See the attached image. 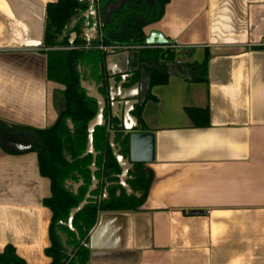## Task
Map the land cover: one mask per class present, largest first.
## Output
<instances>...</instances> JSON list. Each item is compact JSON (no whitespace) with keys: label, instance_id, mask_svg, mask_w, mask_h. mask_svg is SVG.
Returning a JSON list of instances; mask_svg holds the SVG:
<instances>
[{"label":"crops","instance_id":"1","mask_svg":"<svg viewBox=\"0 0 264 264\" xmlns=\"http://www.w3.org/2000/svg\"><path fill=\"white\" fill-rule=\"evenodd\" d=\"M55 1L0 0V118L8 123L45 129L64 107L65 87L48 78L43 52L46 7ZM154 30L178 48L168 82L137 104L146 131L155 133V160L146 164L153 180L137 210L103 212L118 214L98 235L97 215L83 240L87 264H264V0H169L144 28L147 36ZM87 36L95 39L96 30ZM130 52L107 54V73L122 71ZM207 57L206 81L180 74ZM92 65L79 70L96 93ZM142 75L148 78L127 87H138ZM113 79L119 93L121 76ZM132 94L139 98V89ZM11 139L16 147L35 141ZM51 196L38 153L0 145V253L11 246L26 264L51 263Z\"/></svg>","mask_w":264,"mask_h":264},{"label":"trees","instance_id":"2","mask_svg":"<svg viewBox=\"0 0 264 264\" xmlns=\"http://www.w3.org/2000/svg\"><path fill=\"white\" fill-rule=\"evenodd\" d=\"M112 2L115 0H100L99 10L105 13ZM168 2L169 0H126L110 15L102 37L91 40L78 38L74 44L69 43L70 34L73 31L77 33L80 31L83 13L88 9L90 0H57L47 4L43 52L47 56L48 78L65 87L64 107L56 123L45 129L12 124L0 118V145L12 153L26 150L37 152L41 174L51 180L52 196L45 200V205L52 212L51 246L48 249L52 257L50 264H87L89 248L85 243L82 244V241L94 226L98 211H135L146 199L153 173L146 164L136 163L129 172V184L134 191L133 194L128 195L120 186L112 185L107 188V195L101 201L100 207L97 199H92L75 215L73 226L80 233L81 240H78L76 234L64 224L68 221L71 209L84 199L92 181L90 166L93 156L84 153L89 135L88 124L97 113L98 103L82 88L79 65L92 63L96 68L95 72H98L96 93L106 98L107 114L110 113L109 76L105 64L108 51L139 50L138 60L141 69L135 73V78L138 79L141 74L146 75L150 87L167 83L177 61V51L171 45L145 47L144 27L163 16ZM184 66L180 74L189 80L193 82L207 80L208 57L202 63ZM150 97L152 96L148 91L147 98ZM142 108L143 105L136 106L135 116L138 128L141 126L146 131ZM111 125L117 130L116 142L122 146L121 153L124 155V152L129 151L128 139H123L122 128L117 118L111 120ZM16 134L33 136L35 141L31 148L16 147L11 142V136ZM110 134L107 123L97 126L94 131V146L101 152L98 166L104 165V169L99 170L98 174L96 172V176L103 175L105 187L109 182L118 181L117 175L121 173L109 142ZM80 180L83 184L76 194L69 182L78 183ZM119 189L120 194L117 193ZM136 193L140 196H136ZM92 194L97 196V189ZM65 244L72 248L71 255L68 254ZM0 263L26 264L11 246L0 253Z\"/></svg>","mask_w":264,"mask_h":264},{"label":"water","instance_id":"3","mask_svg":"<svg viewBox=\"0 0 264 264\" xmlns=\"http://www.w3.org/2000/svg\"><path fill=\"white\" fill-rule=\"evenodd\" d=\"M92 1V0H91ZM124 0H120L116 4H111L110 7L107 9V13L105 14L104 18H107L109 14L115 10L116 8H119L123 4ZM90 12V9L86 11V15H88ZM76 38V33L72 34V37L70 39V43L74 42V39ZM41 44V41H28L26 43V46L29 47H36ZM171 41L161 32L159 31H152L148 36L146 35L145 38V47H157V46H166L170 45ZM135 52L125 54L124 63L125 68L122 69V71H119V73L116 72H108L109 76V98H110V106H111V112L113 113V116H117V118L120 121V126H122V132H123V139H128V149L129 154L128 156H125L121 153V146L119 143L115 142V137L112 134L110 137V145L112 147L113 154L115 158L117 159L119 166L121 168V173L117 175V177L120 179V183L124 186L128 194L133 193V190L130 188L129 185L126 184V180L129 176L130 170L133 169L134 165L136 163H144L148 164L155 160V133L152 131H143L140 128H138L137 118L133 116L131 113L133 109L135 108V105L137 104H143L146 98V92L150 89V81L148 78L141 76L139 83H136L135 86L138 87H127L131 81L133 80V76L135 73H137L141 69L140 62L138 60V54L139 50H134ZM109 54H112V51H108ZM115 53V52H114ZM107 60H109V56L107 57ZM136 64V67H133V65ZM116 74H119L121 76V82L120 85L122 86V91L118 93L116 91L118 89L117 85H115V80L113 79ZM81 86L86 90H89L87 94L90 97H93L97 100L98 103V110L95 115V117L89 122L88 124V142H87V149L84 153V155L92 154L93 155V161L90 166L91 174H92V181L88 188V191L84 197V199L79 203L78 206L71 209L68 221L64 224L68 226L77 236L78 240H81L80 233L78 230L73 226V220L77 213H79L83 208L89 203L90 200L96 199L95 196H93V192L97 189L99 180L97 179L96 172H97V156L98 152L95 149L94 146V131L97 126L103 125L106 123V109L108 106L107 100L104 96L98 95L95 93V89L93 87L85 88V84L83 83V80H81ZM139 89V98H131L133 95V89ZM118 109V112L117 110ZM127 120H132L135 125H133L131 122L128 123ZM110 129V126L108 127ZM34 140H32L30 143H18L15 144L17 147H20L21 149H29L31 148ZM83 155V156H84ZM83 184V181L80 180V182L74 184V193H78V190L80 186ZM106 191V190H105ZM102 196H100L101 199ZM194 214H200L201 211H194ZM118 213H103L100 210L98 211V220H97V235L101 230V227L103 223H105L106 220L112 219L115 215ZM96 231H91L89 234V240L91 244L89 245L93 251H96L97 248L93 244V240L95 238ZM82 244L84 242L82 241ZM87 246V245H86Z\"/></svg>","mask_w":264,"mask_h":264},{"label":"flooded vegetation","instance_id":"4","mask_svg":"<svg viewBox=\"0 0 264 264\" xmlns=\"http://www.w3.org/2000/svg\"><path fill=\"white\" fill-rule=\"evenodd\" d=\"M120 0H115V2H112V3H110V5L111 4H116V3H118ZM125 1L126 0H124V2H123V4L125 3ZM122 4V5H123ZM99 5H100V0H97V2L95 1V0H90V3H89V7H88V9H90V12H89V14L88 15H86L85 13H86V11L88 10H86L84 13H83V20H82V24L80 25V31L77 33V31H73L71 34H70V37H69V43H70V39H71V37H72V34L73 33H76V38L74 39V42L73 43H70V44H74L75 43V41L78 39V38H82V39H85V40H90V38H88V33L91 31V28L93 29L94 28V30H96V33H97V38L98 37H102V35H103V29H104V26H105V24H106V22L110 19V15L116 10V9H118V8H116L115 10H113L110 14H109V16L107 17V18H104V16H105V14L107 13V9L110 7V5H109V7L106 9V12L105 13H102L100 10H99ZM121 5V6H122ZM120 6V7H121ZM119 7V8H120ZM76 22V21H75ZM145 28V27H144ZM133 67H136V64H134L133 65ZM136 80H138V79H136L135 78V76H133V80L132 81H135L136 82ZM110 84V83H109ZM109 105H110V101H109ZM134 114V116H135V113H133ZM59 117V116H58ZM105 117H106V123H107V126L109 127L110 126V129L108 128V131L111 133L110 134V137H111V135L113 134L114 135V137H115V142H116V131L117 130H115L114 129V127L111 125V120L113 119V118H117V116H113V113L111 112V109H110V113L109 114H107V113H105ZM136 117V116H135ZM118 119V118H117ZM119 120V119H118ZM129 122V121H128ZM71 123V122H70ZM121 124V123H120ZM71 127H72V125H70ZM121 128H122V126H121ZM109 142H110V138H109ZM117 143H119V142H117ZM120 144V143H119ZM121 146V145H120ZM97 152H98V156H97V167H98V169H97V174H98V172L100 173V171L99 170H103L104 169V165L101 167H99L98 166V158H99V155L101 154V152L100 151H98V150H96ZM121 151L123 152V148H122V146H121ZM128 154H129V151L128 152H124V155L125 156H128ZM92 155V154H91ZM93 156V155H92ZM129 178H130V176H128V178H127V180H126V184L127 185H129L130 186V184H129ZM97 179L99 180V184H98V187H97V204H99V207H100V204H101V201L106 197V195H107V188H109L110 186H112V185H116V186H120V188H121V190H123V191H126V189L124 188V186L120 183V179L118 178V181H116V182H109V186L107 185L106 187H105V180H104V177H103V175H101V176H99L98 177V175H97ZM130 188H131V186H130ZM132 189V188H131ZM106 190V191H105ZM121 190L119 189L118 190V192L117 193H121ZM79 191V190H78ZM126 193H127V191H126ZM133 193H134V191H133ZM133 193H131V194H133ZM128 194V193H127ZM131 194H128V195H131ZM100 196H102L101 197V199H100Z\"/></svg>","mask_w":264,"mask_h":264},{"label":"built area","instance_id":"5","mask_svg":"<svg viewBox=\"0 0 264 264\" xmlns=\"http://www.w3.org/2000/svg\"><path fill=\"white\" fill-rule=\"evenodd\" d=\"M171 47L174 48V49L178 48L177 45H175V44H172Z\"/></svg>","mask_w":264,"mask_h":264}]
</instances>
